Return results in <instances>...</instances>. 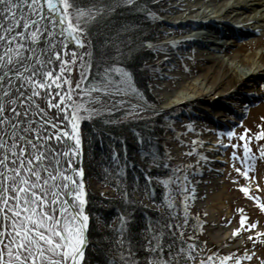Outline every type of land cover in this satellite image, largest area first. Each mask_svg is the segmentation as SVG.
<instances>
[{
	"label": "snow or ice",
	"instance_id": "6c2138e0",
	"mask_svg": "<svg viewBox=\"0 0 264 264\" xmlns=\"http://www.w3.org/2000/svg\"><path fill=\"white\" fill-rule=\"evenodd\" d=\"M136 3L127 0L129 6ZM82 7L81 0H0V264H81L84 260L90 218L85 214L84 173L77 167L82 154L78 121L90 111L83 107L84 94L101 91L88 87L93 69L101 83L117 91L120 82L108 79L109 66L101 76L100 66L91 62L93 53L86 50V32L80 24ZM102 14L95 4L87 9L88 18ZM77 69L78 79L73 75ZM240 139L245 140L247 165L242 174L248 177L251 149L246 136ZM255 139L264 140V131ZM260 156L264 158V147ZM259 190L264 194V189ZM240 191L258 200L264 211V200L251 196L248 188ZM246 220L242 215L243 230L257 229L256 223L246 225ZM186 224V218L181 223L166 213L149 225L147 264H195V245L187 249L184 245ZM256 236L264 240V232ZM248 239L255 242L251 234ZM133 256L131 252L122 256L123 264H139ZM230 261L241 264L235 254L221 257L219 264ZM200 264H215L214 257L209 255Z\"/></svg>",
	"mask_w": 264,
	"mask_h": 264
},
{
	"label": "trees",
	"instance_id": "16d2710c",
	"mask_svg": "<svg viewBox=\"0 0 264 264\" xmlns=\"http://www.w3.org/2000/svg\"><path fill=\"white\" fill-rule=\"evenodd\" d=\"M117 1L81 0L82 8L95 4L96 8L102 9ZM153 1L140 0L135 6L119 3L115 11L96 15L83 27L91 43V62L100 66V75L103 76L104 67L109 66L112 72L108 79L119 81L120 88L141 90L150 101L148 77L154 70L146 65L148 62L152 65L155 60L148 48L153 42L154 27L145 26L148 22L145 11H150ZM89 81L96 86L105 83L97 79L95 69ZM169 115L166 112L120 121L116 114L111 113L81 121L85 130L84 150L89 178L115 192L111 197L85 192V214L90 219L81 264H123L121 257H128L130 252L134 253L132 258L139 264H147L146 237L149 232L146 229L166 213L181 223L187 219L184 245L186 249L189 244L195 245V264H200L209 255L214 257L215 264H219V259L224 256L217 250L204 251L205 243L198 239L204 221L189 214L185 203L188 207L190 202L185 196L181 194L178 202L174 200L177 194L169 178L178 181L182 174L175 171L173 157L168 151L170 139L166 134L174 132ZM113 156L117 159L113 160ZM158 164H167L168 167H158ZM181 184L180 181L178 185ZM143 200L155 208L147 207ZM188 236L192 238L188 239ZM238 259L246 258L240 256Z\"/></svg>",
	"mask_w": 264,
	"mask_h": 264
},
{
	"label": "bare ground",
	"instance_id": "6f19581e",
	"mask_svg": "<svg viewBox=\"0 0 264 264\" xmlns=\"http://www.w3.org/2000/svg\"><path fill=\"white\" fill-rule=\"evenodd\" d=\"M159 3L164 5L159 10V15L162 16L159 21L162 26L159 36L163 39L160 44L163 51L160 63L164 74L161 82L156 84V91L162 102L158 114L176 106L195 104L196 107L188 116L197 125L203 124L199 134L204 149L202 156L190 168L185 169L188 173L189 195L194 200V205L204 211L207 221L213 222L209 227L212 240L229 251L247 248L250 241L246 236L238 234L233 238L236 225L230 224L231 214L226 207H220L225 216V222L221 223L218 220L219 212L210 208L207 198L211 195L219 198L224 183L222 175L225 171L226 154L223 148L227 141L224 138L218 139L215 129L239 124L248 113L247 109L264 97V50L245 53L244 46H232L225 48L224 54L220 56L209 51L194 53L185 48L190 44L185 38L187 33L200 30L198 25L208 26V21L213 16L240 22L248 28L247 38H254L257 34L253 33L250 25L257 24L259 31L264 30V0H159ZM188 27L194 29L192 32L186 31L185 35L182 30ZM200 37L206 39L208 36L201 33ZM229 41L233 42L232 39ZM262 43L264 37L247 47L257 48ZM187 71L190 75L185 76ZM86 94L132 110L143 108L134 100L103 91ZM250 184L254 187L251 182ZM209 185L212 190L208 188ZM258 231L264 232V228L260 227ZM226 242L228 243L224 245ZM248 251L256 254L253 248Z\"/></svg>",
	"mask_w": 264,
	"mask_h": 264
},
{
	"label": "rangeland",
	"instance_id": "374dc122",
	"mask_svg": "<svg viewBox=\"0 0 264 264\" xmlns=\"http://www.w3.org/2000/svg\"><path fill=\"white\" fill-rule=\"evenodd\" d=\"M140 0H137V4H139ZM120 5L128 6L127 0H119L112 5H106L105 8H97L98 10H102L103 14H107L111 12L113 5ZM139 7V6H137ZM150 11H145L147 19L146 27H154V32L152 33V44L148 46L149 52L154 56V61L151 63H147L146 67L150 70H154L152 74L148 77L150 81L148 85V90L150 92V100H147L141 90L134 91V90H127L126 88H120L119 91L115 87L108 86L107 82L100 86H96L92 83H88L89 88H100L106 94H112L117 97H125L129 100H134L139 103L143 108L142 110L137 109H129L124 106H120L117 104H109L101 99H97L92 95H85V103L83 107H87L90 111H85L82 113V118L78 121L80 124V132L82 136V154L80 159L77 163V167L83 170V183L85 185V192L89 191L91 193L99 194L103 197H111L114 196L115 192L109 187L102 186L99 182L95 181L94 179L89 178V171H87V164L85 157L86 153L84 150V135L85 130L81 125V121H90V119L100 115V114H116L117 117L120 118V121H129L135 118H144L148 116H153L160 112V105L161 101L159 98V94L156 91V84L161 82L163 79V70L162 63V48H160V44L163 39L159 36V31L161 30L162 26L159 25L160 19L162 16L159 15V10L164 7L163 4L159 3V0H154L151 3ZM117 8V7H116ZM87 9L88 7L81 8V12L84 14V18L80 20V24L82 27L85 26L86 23L91 22L95 19L88 18L87 16ZM141 10H145L144 7H141ZM75 15V13H74ZM253 29L256 31V36L250 39H260L264 37V30L259 31V25L254 24L252 25ZM85 30V29H84ZM84 39L88 41V45L86 50L91 51V43L88 40L87 36L85 35ZM264 50V43L257 48H243L245 53H250L251 51L261 52ZM83 51V50H82ZM159 70L158 72L155 70ZM73 75L78 79L79 78V69H77ZM190 75V72H186L185 76ZM142 89V87H141ZM264 90V86L263 89ZM143 91V90H142ZM195 104H190L187 106H176L171 110H167V113H170V118L172 119L171 128L174 129V132L171 134L167 132L166 137L170 139L169 141V148L168 151L173 157V164L175 170H179L182 175H180V179L174 180L173 178V189L177 196L174 200L177 202L179 201L180 196L187 197L190 204L186 208L189 211V214L197 215L198 219L204 221V224L201 229V234L198 236V239L205 243L204 251L206 250L207 253L216 251L218 254H222L224 256L235 254L236 258H240V256L251 255L252 259L249 260H242V264H261L264 261V240H261L259 237L256 236L258 232V228H264V214L258 206V200H250L245 197L244 193L240 191L241 188H248L249 194L253 197L260 198L264 200V194L259 189H264V158L260 156V148L264 147V140L257 141L255 136L260 132L264 131V97L255 101L253 105H251L247 110L248 113L243 116V118L239 121V124H234L232 126L221 127L215 129L216 137L218 139H222V137L227 141L226 147L223 148V152L226 157L225 160V171L223 172L222 178L224 179V183L222 185L223 189L221 191L220 197L216 198L214 195H211L207 198L208 205L213 210H217L219 212L218 216L221 223L225 222V216L221 211L220 207H226L227 211L231 214L229 217L230 224L236 225V230L238 229L239 234L241 236H248L251 234L255 238V242L253 240H249L250 243L248 244L247 248H238L237 250H225V248H221L220 244L214 240H212L211 233L209 232V227L213 225V222L207 221L205 217L204 211L200 210L194 205L192 197L189 195V191L185 193L183 191L184 187H187L188 178L185 181L184 177L188 176L186 168H190V166L199 159L202 155L201 152L204 149V143L202 141V137L200 136L199 132L203 129V124L197 125L194 121L188 116V113L192 112L194 109ZM162 112V113H166ZM161 113V114H162ZM229 133L233 135L229 138ZM241 136H246L247 141L249 142V147L251 152L249 155L251 156V160L247 163L252 164V169L249 171L248 177H245L242 173L247 165L243 161L244 156V145L245 140H241ZM195 142V143H194ZM177 149V150H176ZM191 152V155H187V153ZM235 153L236 159L233 158V154ZM182 182L179 186L178 183ZM250 182L254 185L251 186ZM208 188L212 190V187L209 185ZM181 190V193H180ZM182 194V195H181ZM179 195V196H178ZM86 196V195H85ZM137 199L138 196H135ZM142 200V199H141ZM144 204L147 207L155 208L146 200H143ZM148 203V204H147ZM243 209V213L239 210ZM247 217L245 224L256 223L258 225L257 229L252 230H243L240 224L241 216ZM229 224V225H230ZM88 230V229H87ZM87 233V231H86ZM85 233V235H86ZM234 238V236H233ZM230 241V240H226ZM228 242L224 243L226 245ZM255 249L256 254H252L249 252V249ZM85 250V249H84ZM251 251V250H250ZM229 263H234V261H230Z\"/></svg>",
	"mask_w": 264,
	"mask_h": 264
},
{
	"label": "water",
	"instance_id": "95a60500",
	"mask_svg": "<svg viewBox=\"0 0 264 264\" xmlns=\"http://www.w3.org/2000/svg\"><path fill=\"white\" fill-rule=\"evenodd\" d=\"M148 204V203H147Z\"/></svg>",
	"mask_w": 264,
	"mask_h": 264
}]
</instances>
